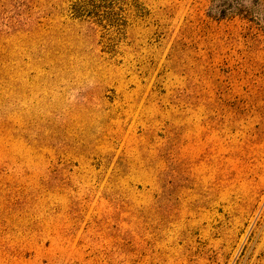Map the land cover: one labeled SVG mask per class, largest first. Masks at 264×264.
<instances>
[{
	"label": "rangeland",
	"instance_id": "374dc122",
	"mask_svg": "<svg viewBox=\"0 0 264 264\" xmlns=\"http://www.w3.org/2000/svg\"><path fill=\"white\" fill-rule=\"evenodd\" d=\"M0 264H264V0H0Z\"/></svg>",
	"mask_w": 264,
	"mask_h": 264
},
{
	"label": "trees",
	"instance_id": "16d2710c",
	"mask_svg": "<svg viewBox=\"0 0 264 264\" xmlns=\"http://www.w3.org/2000/svg\"><path fill=\"white\" fill-rule=\"evenodd\" d=\"M76 8H75V15L77 17H85V16H90L91 14L90 13H93L91 10H86V6H79V5H75ZM95 10L96 9H99V8H102V6H92ZM124 23L126 22H123V24H118V25H124Z\"/></svg>",
	"mask_w": 264,
	"mask_h": 264
}]
</instances>
